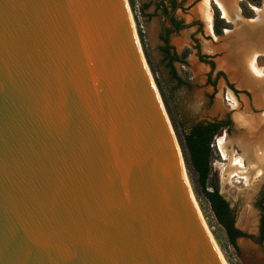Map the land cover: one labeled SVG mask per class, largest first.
I'll return each mask as SVG.
<instances>
[{"label":"water","instance_id":"obj_1","mask_svg":"<svg viewBox=\"0 0 264 264\" xmlns=\"http://www.w3.org/2000/svg\"><path fill=\"white\" fill-rule=\"evenodd\" d=\"M200 215L128 1L0 0V264H222Z\"/></svg>","mask_w":264,"mask_h":264},{"label":"rangeland","instance_id":"obj_2","mask_svg":"<svg viewBox=\"0 0 264 264\" xmlns=\"http://www.w3.org/2000/svg\"><path fill=\"white\" fill-rule=\"evenodd\" d=\"M177 1L182 3L183 10L176 12V18L184 21L188 27L170 35L168 45L172 48L171 52L176 51L178 54H181L185 49L190 50V55L186 59V66L176 62L169 66L168 61L160 51V48L164 46L159 40L160 34L164 28L169 27V24L161 16V11L157 9L156 4L151 3V0H134L139 29L143 36L150 64L155 71V77L152 73L151 75L155 84L156 82L159 84L164 97L168 101L180 130L186 131L188 127L195 123L210 122L215 119L222 120L227 115L230 117L233 123L230 132H223L214 139L211 168L213 176L218 179L220 194L229 203L236 215L235 226L240 231L241 236L235 240L234 247L229 244L220 228L213 223L211 227L207 224L200 208L199 210L208 232L226 264H264V238L259 232L260 214L254 208L258 190L264 182V170H255L249 186L239 179H232L225 183L222 179V170L226 162L221 159V153L216 146L217 139L221 138L231 146L236 155H242L240 151V147L243 146L242 142L248 144L247 146L252 147L253 145L254 147L256 146V134L261 135L264 133V100L262 93L259 95L262 99L256 98V87L260 88L264 85V75L259 79L255 78L249 70L248 63L245 62L246 57L244 55L246 74L243 77L252 80V82L250 81V85L243 88L239 86V81L233 80L226 68L221 69L218 66L220 60H225L230 66H234L236 61H239L237 55L245 49L248 50L246 52H250L251 57L256 56L255 65L258 69L264 71V56L256 52V25L264 22V4L261 0V5L256 7L248 4V0H233V10L238 8L239 21L235 24L229 23L231 25L230 31H223L222 36L217 37L213 34L209 38L206 23L199 16L193 14V10L202 0ZM241 3L253 11V19L247 20L241 16L239 8ZM145 5H147L146 8ZM213 6L217 8L215 3L210 1L211 27H213ZM259 10L261 11L259 12ZM220 18L222 19L221 12ZM135 30L137 33L136 25ZM137 37L139 40L138 33ZM197 45H200L203 54L207 53V55L213 57L215 72L211 76L212 81L215 80V73L219 71L223 72L226 77V80L223 77L219 78L214 88L206 82V76L210 71L209 67L199 63L196 57L194 47ZM213 47L218 48L214 49ZM245 47H248V49ZM174 74L177 79L174 78ZM227 83L233 85L236 92L230 90ZM187 179L193 192L188 175ZM193 195L195 197L194 192Z\"/></svg>","mask_w":264,"mask_h":264},{"label":"trees","instance_id":"obj_3","mask_svg":"<svg viewBox=\"0 0 264 264\" xmlns=\"http://www.w3.org/2000/svg\"><path fill=\"white\" fill-rule=\"evenodd\" d=\"M127 1L133 14L143 54L152 75L155 77V71L150 64L143 36L139 29L140 27L135 11V2L134 0ZM152 2L155 3L157 9L161 11V16L166 19L167 22L169 21V27L164 28L160 34L159 40L162 44H164V46L160 48V51L165 56L169 66L175 62L187 65L185 59L190 53L189 49L184 50L180 55H178L175 51L171 52L172 48L168 45L170 35L176 34L188 27V25H185L182 21L177 22L174 18V14L177 10H183L182 3L177 0H151V3ZM248 4L259 7L261 5V0H248ZM144 7L146 8L147 5ZM239 8L241 10V16L244 19L249 20L254 18L253 11L248 9L245 4H239ZM212 11V30L215 36L220 37L223 35L224 30L231 29V25L220 18V12L215 6L212 7ZM196 49L198 52V60L202 63L208 64L210 67L211 71L208 74L207 84H210L214 88L216 86V81L221 77L224 78V74L216 72L215 80L211 81V76L215 71V64L211 60L207 61L209 58L208 56L200 54L199 47H196ZM173 76L177 79L175 74ZM156 86L181 149L187 175L191 182L199 208L206 219L207 224L211 227V224L213 223L215 226L220 228L226 236L229 244L234 247L235 240L241 236L240 231L235 226L236 215L229 203L220 194L218 179L213 176L211 168V161L213 159L212 145L214 139L215 137L220 136L226 127H230L231 122L230 120L226 122H223L222 120H214L209 123L192 124L186 131L180 130L168 105V101L164 97V94L157 82ZM229 88L233 92H236L231 86H229ZM254 208L260 214L259 232L262 238H264V182L256 196Z\"/></svg>","mask_w":264,"mask_h":264},{"label":"bare ground","instance_id":"obj_4","mask_svg":"<svg viewBox=\"0 0 264 264\" xmlns=\"http://www.w3.org/2000/svg\"><path fill=\"white\" fill-rule=\"evenodd\" d=\"M210 1H213L215 3V5L219 8V10L221 12V17L227 23L235 24L236 22L239 21L238 20V14H239L238 8H237V10H233V6L231 5L230 1H228V0H202L196 6V8L193 10V14L196 16H199L206 23L207 32L209 35H213V31H212V27H211L212 18H211V13L209 11ZM260 11L261 10H259V12ZM261 17H262V15H261ZM261 17H260V19H261ZM253 22H255V21H253ZM239 27H240V25L238 26V28ZM246 51H248V50L243 49L242 53L241 54L239 53V55H237V60L242 59L243 56L245 55V57H246L245 62L248 63L249 70L254 75V77L258 78V79L263 77L264 71H262L261 69H258V67L255 65V63H256L255 57L256 56L251 57L252 55L250 54V52H246ZM237 62H239V61H236V64L234 66H230V64L227 63V61H225V60L221 61L220 60L218 63V66L221 69L226 68L228 73L231 74L233 80L239 81V86L244 88L245 86H247L248 82H250V81L252 82V80L241 79V77H243V74L237 68ZM260 93H262V97L264 100V90H263L262 86L260 88L256 87V98L262 99L261 97H259ZM259 102H262V101H259ZM260 105L262 107V103ZM263 116H264V114H263ZM247 125H248V123H247ZM263 130H264V125H263ZM263 134H261V135L256 134V144H255L256 146H254V147H253V145H252V147L250 145L247 146L248 144L246 145L244 142H242L243 146L240 147V151H241L242 155L241 154L236 155L234 153L233 149L231 148V146L228 145V143H226L221 138L217 139V142H216L217 149L221 153V159L224 162H226V165L224 166V168L222 170L223 182L227 183L232 179H239V180L243 181L245 183V185L249 186V184H251L250 181L252 179V175L255 172V170L256 171H258V170L263 171L264 170V135ZM228 146H229V149H228ZM202 223L204 224V227L206 228V232H208V229H207L206 224H205L203 219H202ZM208 236L210 237L212 244L214 245V248L218 254V257L220 258L221 263L226 264V262L224 261L222 255L220 254V252H219L216 244L214 243L212 236L210 235L209 232H208Z\"/></svg>","mask_w":264,"mask_h":264},{"label":"flooded vegetation","instance_id":"obj_5","mask_svg":"<svg viewBox=\"0 0 264 264\" xmlns=\"http://www.w3.org/2000/svg\"><path fill=\"white\" fill-rule=\"evenodd\" d=\"M178 11V10H177ZM176 11V12H177ZM176 12H175V14H176ZM174 14V18H175V20L177 21V22H180V21H182V20H178L177 18H176V15ZM169 22V21H168ZM183 23H184V21H182ZM185 24V23H184ZM185 25H187V24H185ZM186 29V28H185ZM213 31V30H212ZM228 31H230V30H224V32H228ZM214 34V33H213ZM209 38H211V35H209ZM206 39H208V37H206ZM207 41V40H206ZM196 47H199V52H200V54H202V55H205V56H208L209 58L207 59V61H213V57H211V56H209V55H207V53L206 54H203L202 52H201V48H200V45H197ZM196 47H194V50H196V57L198 56V52H197V49H196ZM186 50V49H185ZM184 51V50H183ZM182 51V52H183ZM190 51V50H189ZM181 52V53H182ZM175 53H177L176 51H175ZM178 54V53H177ZM178 55H180V54H178ZM189 55H190V53H189ZM188 55V56H189ZM187 59V58H186ZM186 59H185V61H186ZM197 59H198V57H197ZM199 61V60H198ZM177 63V62H176ZM199 63H201V64H204V65H207L208 67H209V65L208 64H205V63H202V62H200L199 61ZM214 63V62H213ZM187 64V63H186ZM215 64V63H214ZM241 65H242V63H241ZM244 63H243V66H240V71L241 72H243L242 74L244 75V74H246V72H245V68H244ZM183 66H186V65H183ZM209 69H210V67H209ZM211 71V70H210ZM210 71H209V73H210ZM215 72V71H214ZM213 72V73H214ZM219 72H221V71H219ZM208 73V74H209ZM221 73H223V72H221ZM208 74H207V76H206V82H207V79H208ZM224 74V73H223ZM213 75V74H212ZM215 76H216V73H215ZM249 78V77H248ZM243 79L245 80H247V78L245 77H243ZM224 80H226V77H225V75H224ZM211 81H212V79H211ZM249 83L250 82H248V84H247V86H245L244 88H246V87H248V85H249ZM208 85H210V84H208ZM211 86V85H210ZM227 86H228V88H229V86H231L232 87V89L234 90V91H236L235 90V88H234V86L233 85H230L229 83H227ZM231 90V89H230ZM228 120H230V122H231V126L230 127H226L224 130H223V132H226V133H228V132H230V130L232 129V121H231V119H230V117L227 115L225 118H223L222 119V121L223 122H226V121H228ZM214 121V120H213ZM215 121H218V119H215ZM210 122H212V121H210ZM204 123H209V122H204ZM222 132V133H223Z\"/></svg>","mask_w":264,"mask_h":264},{"label":"crops","instance_id":"obj_6","mask_svg":"<svg viewBox=\"0 0 264 264\" xmlns=\"http://www.w3.org/2000/svg\"><path fill=\"white\" fill-rule=\"evenodd\" d=\"M228 1H230L231 5L233 6V0H228ZM213 48L217 49L218 47H213ZM245 48L248 49V47H245ZM214 52H216V51H214ZM244 61H245V58L243 57L242 59L239 60V62H237V68L238 69L240 68V66H243V63H245ZM241 63H242V65H241Z\"/></svg>","mask_w":264,"mask_h":264}]
</instances>
